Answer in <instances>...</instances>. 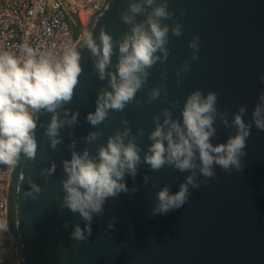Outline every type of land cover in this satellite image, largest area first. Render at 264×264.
Segmentation results:
<instances>
[{
	"label": "water",
	"instance_id": "95a60500",
	"mask_svg": "<svg viewBox=\"0 0 264 264\" xmlns=\"http://www.w3.org/2000/svg\"><path fill=\"white\" fill-rule=\"evenodd\" d=\"M127 4L128 0H103L83 32L90 30L95 38L103 27L114 40L118 39L128 30L120 20ZM168 10L183 27L180 37L169 31L166 63H157L149 70L147 83L136 94L139 106L134 101L123 112L110 111L107 124L98 129L91 127L85 117L94 112L97 93L107 87V82L97 78L90 52L79 48L82 38L77 43L82 73L72 101L64 107L80 113L78 124L61 130L62 143L52 150L44 135L50 114L38 113L36 158L28 160L21 154L11 170L4 226L15 243L18 264H264V132L254 126L242 158L243 171L227 174L216 167V177L207 180L197 173L200 187L190 189L189 200L182 208L153 216L150 212L155 193L165 185L176 193L190 173L168 166L154 172L141 163L135 180L125 177L127 187L137 191L109 199L103 215L93 217L87 241L70 238L73 225L79 224L81 229L85 225L78 213L67 209L61 212L59 208L63 196L60 181L65 178L61 161L70 159L71 140L76 141L77 151L88 148L94 155L108 136L123 130L121 120H127L133 135L137 129L144 132L137 139L142 158L150 144L148 134L154 128L152 117L169 108V101H177L170 111L179 119L188 94L196 89L213 91L217 93L218 110H227L229 121L243 105L247 108L244 120L250 122L258 96L264 91V83L259 80L264 74V0H168ZM179 10L185 15L181 16ZM164 23L171 26L172 21ZM194 36L199 37L200 47L198 59L191 61L188 44ZM112 61L115 64L116 56ZM184 62L190 64V69L187 75L182 73L178 85L175 73ZM162 72L166 79L160 78ZM157 86L165 88L168 96L143 103L149 90ZM215 127L214 145L225 142L236 131L224 128L219 120ZM97 130L103 136L95 144H86L83 138ZM51 162L57 167L45 181L39 173ZM29 175L42 188L35 199L23 198L31 188L21 176ZM144 175L150 177L146 186ZM112 218L115 226L108 230Z\"/></svg>",
	"mask_w": 264,
	"mask_h": 264
},
{
	"label": "clouds",
	"instance_id": "9594fccd",
	"mask_svg": "<svg viewBox=\"0 0 264 264\" xmlns=\"http://www.w3.org/2000/svg\"><path fill=\"white\" fill-rule=\"evenodd\" d=\"M179 11L181 16L185 15L183 10ZM173 15L168 10V0H128L126 10L120 14V20L128 30L121 37L114 40L103 27L95 38L92 31L83 32L79 48L90 52L97 78L107 82V87L97 93L94 112L86 114L85 119L91 127L98 129L99 125H106L110 111L123 112L134 101L137 106L141 104L136 100V94L147 83L149 70L168 59L169 31L175 37L182 35L183 26L173 20ZM137 17L144 19L137 20ZM164 21H172L171 26ZM188 47L192 50L190 60H197L199 37L194 36ZM113 56H116L115 64ZM80 61L77 46L67 47L59 58L34 49L27 42L20 45L19 56L0 52V165L16 166L21 154L28 160H35L38 113L50 114L47 126H40L44 127L52 150L62 143L61 130L78 124L80 113L70 111L64 105L72 101L79 84ZM189 69L190 64L184 62L176 71L178 85L183 80L182 73L187 75ZM160 78L166 79V73L162 72ZM259 80L264 83V74ZM162 96H168L167 90L162 86L153 87L143 103H151ZM217 103L216 92L204 93L196 89L186 96L180 118L175 119L170 108L176 107L177 101H169V108L152 117L154 128L148 134L150 144L142 158L137 139L143 137L144 132L137 129L133 135L127 120H121L123 130L108 136L94 155L88 148L77 151L76 141L71 140L68 145L70 159L61 161L65 178L60 181L63 196L59 208L61 212L67 209L78 213L85 225L83 229L79 224L73 225L70 238L87 241L92 234L93 217L103 215L107 201L117 199L122 193L137 191L135 187H127L125 177L135 180L141 163L154 172L168 166L180 173H190L179 184L176 193L172 194L167 185L155 193V204L150 212L153 216L182 208L189 200L190 189L200 187L197 173L207 180L216 177V167L227 174L243 171L242 158L246 156L251 129L254 126L264 132V91L258 96L250 122L244 120L245 106L241 105L229 121L228 111H219ZM217 120L224 128H235L236 131L225 142L214 145ZM68 136L71 139L72 132ZM102 136V131H90L83 140L92 145ZM56 167V163L51 162L39 175L47 181ZM21 179H26L31 188L23 198L35 199V195L42 192L30 175L27 178L21 176ZM149 179V176H143L144 186ZM114 226L115 218H112L107 228L112 230Z\"/></svg>",
	"mask_w": 264,
	"mask_h": 264
},
{
	"label": "built area",
	"instance_id": "2783aa9c",
	"mask_svg": "<svg viewBox=\"0 0 264 264\" xmlns=\"http://www.w3.org/2000/svg\"><path fill=\"white\" fill-rule=\"evenodd\" d=\"M103 0H0V52L20 55L27 42L55 58L82 38L84 21L96 13ZM71 23V26L69 24ZM12 166L0 165V222L7 211Z\"/></svg>",
	"mask_w": 264,
	"mask_h": 264
},
{
	"label": "rangeland",
	"instance_id": "374dc122",
	"mask_svg": "<svg viewBox=\"0 0 264 264\" xmlns=\"http://www.w3.org/2000/svg\"><path fill=\"white\" fill-rule=\"evenodd\" d=\"M69 24L71 26L70 22ZM0 264H18L15 243L2 222H0Z\"/></svg>",
	"mask_w": 264,
	"mask_h": 264
},
{
	"label": "bare ground",
	"instance_id": "6f19581e",
	"mask_svg": "<svg viewBox=\"0 0 264 264\" xmlns=\"http://www.w3.org/2000/svg\"><path fill=\"white\" fill-rule=\"evenodd\" d=\"M87 21H84V24L86 25Z\"/></svg>",
	"mask_w": 264,
	"mask_h": 264
}]
</instances>
